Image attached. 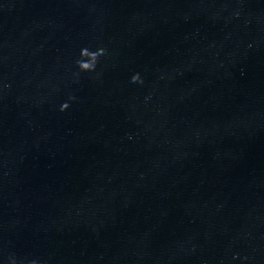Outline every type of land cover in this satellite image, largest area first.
Here are the masks:
<instances>
[{"label":"clouds","instance_id":"obj_1","mask_svg":"<svg viewBox=\"0 0 264 264\" xmlns=\"http://www.w3.org/2000/svg\"><path fill=\"white\" fill-rule=\"evenodd\" d=\"M105 50L103 48L98 49L97 51L93 52L90 51L87 48H84L81 50V59L78 60L77 66L78 68L83 71V72H91L94 71L96 68V64L97 62L105 55ZM133 82H137V81H141V77L139 73L134 74L131 77ZM75 97H70V100H74ZM69 108V103L65 102L62 104L60 110L61 111H65ZM33 264H35V262H33Z\"/></svg>","mask_w":264,"mask_h":264}]
</instances>
